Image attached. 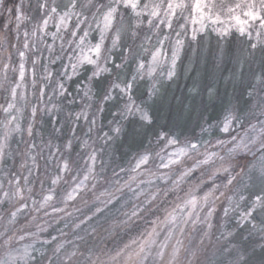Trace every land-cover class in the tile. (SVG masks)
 Listing matches in <instances>:
<instances>
[{
  "label": "clouds",
  "instance_id": "9594fccd",
  "mask_svg": "<svg viewBox=\"0 0 264 264\" xmlns=\"http://www.w3.org/2000/svg\"><path fill=\"white\" fill-rule=\"evenodd\" d=\"M0 264H264V0H0Z\"/></svg>",
  "mask_w": 264,
  "mask_h": 264
}]
</instances>
